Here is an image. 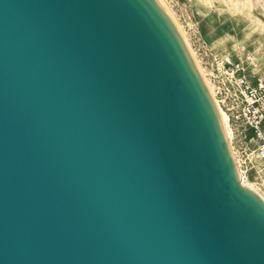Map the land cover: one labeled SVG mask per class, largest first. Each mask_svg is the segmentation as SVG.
I'll list each match as a JSON object with an SVG mask.
<instances>
[{
  "label": "water",
  "instance_id": "95a60500",
  "mask_svg": "<svg viewBox=\"0 0 264 264\" xmlns=\"http://www.w3.org/2000/svg\"><path fill=\"white\" fill-rule=\"evenodd\" d=\"M0 264H264V199L158 0H0Z\"/></svg>",
  "mask_w": 264,
  "mask_h": 264
},
{
  "label": "rangeland",
  "instance_id": "374dc122",
  "mask_svg": "<svg viewBox=\"0 0 264 264\" xmlns=\"http://www.w3.org/2000/svg\"><path fill=\"white\" fill-rule=\"evenodd\" d=\"M158 1L172 17L213 95L209 79L212 69L247 53L253 55L256 64L250 75L264 80V0ZM233 145L239 153L240 145ZM244 176L264 196L259 177Z\"/></svg>",
  "mask_w": 264,
  "mask_h": 264
},
{
  "label": "built area",
  "instance_id": "2783aa9c",
  "mask_svg": "<svg viewBox=\"0 0 264 264\" xmlns=\"http://www.w3.org/2000/svg\"><path fill=\"white\" fill-rule=\"evenodd\" d=\"M255 65L253 55L247 53L243 58L218 63L209 79L215 103L227 114L232 149L233 142L240 145L235 156L240 178L257 175L264 187V80L250 75ZM241 183L245 185L242 178Z\"/></svg>",
  "mask_w": 264,
  "mask_h": 264
},
{
  "label": "bare ground",
  "instance_id": "6f19581e",
  "mask_svg": "<svg viewBox=\"0 0 264 264\" xmlns=\"http://www.w3.org/2000/svg\"><path fill=\"white\" fill-rule=\"evenodd\" d=\"M164 7V6H163ZM166 10V9H165ZM166 12L168 13V11L166 10ZM169 14V13H168ZM170 16V15H169ZM172 18V17H171ZM179 30V29H178ZM180 32V31H179ZM181 34V33H180ZM182 36V35H181ZM182 39H183V37H182ZM184 40V39H183ZM184 43H185V41H184ZM186 44V43H185ZM186 46H187V44H186ZM188 47V46H187ZM189 49V48H188ZM190 51V50H189ZM191 53V52H190ZM192 55V54H191ZM195 61V60H194ZM200 71V70H199ZM201 73V72H200ZM201 76H202V74H201ZM202 78H203V76H202ZM203 80H204V78H203ZM204 82H205V80H204ZM205 84H206V86H207V82H205ZM209 87V85L207 86V88ZM208 90H209V92H210V94H211V96H213V92L211 91V89H210V87L208 88ZM215 102V101H214ZM216 104V103H215ZM216 108H217V111H218V114H219V117H220V120H221V123H222V125H223V128H224V130H225V133H226V136H227V138H228V140L229 139H231V132H230V129L228 128V124H227V114L220 108V107H218L217 106V104H216ZM229 144H230V141H229ZM230 147H231V150H232V152H233V155H234V157L236 156V152L235 151H233L234 149H232V146H231V144H230ZM236 160V159H235ZM241 178H242V181H243V183L245 184V185H247V186H250L253 190H255L256 192H258L262 197H263V199H264V196H263V194L257 189V188H255V187H253V185H251V184H249V183H247L246 182V180H245V176H241Z\"/></svg>",
  "mask_w": 264,
  "mask_h": 264
}]
</instances>
